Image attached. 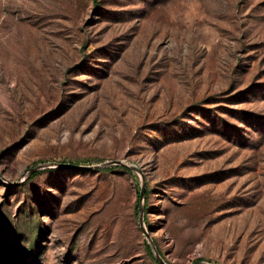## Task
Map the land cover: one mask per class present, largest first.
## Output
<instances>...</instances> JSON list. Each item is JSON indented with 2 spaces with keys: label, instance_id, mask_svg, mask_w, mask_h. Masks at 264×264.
<instances>
[{
  "label": "rangeland",
  "instance_id": "1",
  "mask_svg": "<svg viewBox=\"0 0 264 264\" xmlns=\"http://www.w3.org/2000/svg\"><path fill=\"white\" fill-rule=\"evenodd\" d=\"M157 256L264 264V0H0V264Z\"/></svg>",
  "mask_w": 264,
  "mask_h": 264
},
{
  "label": "water",
  "instance_id": "2",
  "mask_svg": "<svg viewBox=\"0 0 264 264\" xmlns=\"http://www.w3.org/2000/svg\"><path fill=\"white\" fill-rule=\"evenodd\" d=\"M119 162V161H118ZM68 167H80V166H76V165H67ZM144 194H145V187L144 186H142V188H141V191H140V211H141V220H142V222H143V211H142V200L144 199ZM143 232H144V234L146 235V237H148L149 238V233H148V231L144 228V226H143ZM157 258H158V260H159V262L161 263V264H163L164 263V261H163V259L160 257V256H157ZM203 264H209V263H203Z\"/></svg>",
  "mask_w": 264,
  "mask_h": 264
},
{
  "label": "trees",
  "instance_id": "3",
  "mask_svg": "<svg viewBox=\"0 0 264 264\" xmlns=\"http://www.w3.org/2000/svg\"><path fill=\"white\" fill-rule=\"evenodd\" d=\"M145 201H146V196H145ZM137 205H138V207L140 206V194H139V199H138Z\"/></svg>",
  "mask_w": 264,
  "mask_h": 264
}]
</instances>
